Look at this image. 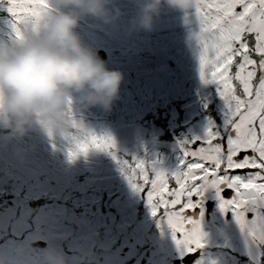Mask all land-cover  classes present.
Listing matches in <instances>:
<instances>
[{"label":"rangeland","instance_id":"1","mask_svg":"<svg viewBox=\"0 0 264 264\" xmlns=\"http://www.w3.org/2000/svg\"><path fill=\"white\" fill-rule=\"evenodd\" d=\"M1 7L6 9V5ZM113 7L120 10V15L111 23L84 16L77 29L86 46L97 54L105 50L107 66L124 74L119 98L111 109H83L77 104L74 118L84 128L72 129L69 136L56 134L49 138L36 129L17 138L0 129V170L4 174L0 177V195L9 192L13 195L10 200L18 201L22 190L29 187L28 197L50 200L46 205L50 220L39 211L35 223L50 225L51 231L40 228L19 248L31 247V242L37 240L59 248L64 239L76 238L70 234L69 228L74 230L71 222L85 226L97 208L101 214L100 208L111 202L112 206L129 202L126 205L134 212L143 199V193L137 194L131 188L108 152L93 149L69 161L67 152L75 139L87 133L110 135L118 156L159 160L163 168L172 170L182 156L179 142L190 139L193 122L198 121V125L206 120L203 110L210 105L224 108L216 86L205 84L201 78V46L194 37L200 24L194 9L185 14L162 4L153 29L143 31L131 24L139 0H114ZM11 24V16L0 19V39L12 35ZM238 59L229 70L231 76L235 75ZM232 83L236 87L239 82ZM168 134L174 136L166 139ZM10 183L18 188L6 191ZM149 187L145 185V191ZM27 221L26 215L21 217L19 228Z\"/></svg>","mask_w":264,"mask_h":264},{"label":"snow or ice","instance_id":"2","mask_svg":"<svg viewBox=\"0 0 264 264\" xmlns=\"http://www.w3.org/2000/svg\"><path fill=\"white\" fill-rule=\"evenodd\" d=\"M0 5H6L18 31L26 20L39 19L47 0H0ZM194 11L200 24L194 33L201 46L200 74L224 103L221 123L209 120L203 137L180 141L182 156L172 170L159 160L120 157L110 135L94 133L75 139L67 157L74 161L93 149L105 151L137 194L150 184L144 195L152 216L171 229L182 256L200 252L193 264H216L205 258L208 240L202 228L203 202L214 193L220 212L239 229L233 264H241L240 257L244 264H264V0H196ZM233 80L239 82L236 87ZM170 179L176 184L171 189Z\"/></svg>","mask_w":264,"mask_h":264},{"label":"clouds","instance_id":"3","mask_svg":"<svg viewBox=\"0 0 264 264\" xmlns=\"http://www.w3.org/2000/svg\"><path fill=\"white\" fill-rule=\"evenodd\" d=\"M114 0H47L38 20H26L18 31L0 39V129L22 138L39 129L49 138L69 136L84 128L74 107L110 110L124 80L77 31L81 18L92 16L111 23L120 15ZM188 13L196 0H139L135 30L151 31L161 5ZM86 253L67 256L54 245L44 250L43 264H81ZM0 264H8L0 255Z\"/></svg>","mask_w":264,"mask_h":264},{"label":"flooded vegetation","instance_id":"4","mask_svg":"<svg viewBox=\"0 0 264 264\" xmlns=\"http://www.w3.org/2000/svg\"><path fill=\"white\" fill-rule=\"evenodd\" d=\"M203 111L206 120L198 124L201 128L196 125L198 121L191 124L190 138L203 137L209 120L216 124L221 123L223 107L210 105ZM174 187L175 180L171 179L169 188ZM6 188L14 190L18 186L12 184ZM22 191V199L18 201L10 200L13 195H9V192L0 195V255L6 257L8 264H43L44 250L51 245L49 241L37 240L31 242V247L19 248V245L28 242L40 228L51 231L50 225L39 226L35 223L39 211L50 220V213L46 210L50 200L47 201L44 197L35 198L32 195L28 197L29 187ZM144 194H147V190ZM144 194L143 199L137 205L135 203L134 212H130V206L126 205L129 202L126 201L119 206H112L111 202L105 207L101 203V214L97 208L89 224L83 226L78 221L75 224L71 222L74 230L69 228L70 234L76 238L64 239L58 249L69 257L86 253L87 256L81 264H193L200 258V252L191 256L180 254L172 238L171 229L166 224H158L157 218L151 214ZM225 196H228V192ZM176 208L178 210L179 206ZM203 209L202 228L208 240L206 260H214L216 264H233L232 257L236 253L232 248L240 244L238 227L230 216L225 217L220 212L214 193L209 192L206 195ZM163 211L161 208V215ZM24 215L28 217V221L19 228V219ZM38 242H43L46 246L36 247ZM240 260L241 264H244L245 258L240 257Z\"/></svg>","mask_w":264,"mask_h":264},{"label":"trees","instance_id":"5","mask_svg":"<svg viewBox=\"0 0 264 264\" xmlns=\"http://www.w3.org/2000/svg\"><path fill=\"white\" fill-rule=\"evenodd\" d=\"M3 18H10V15L8 14L7 10L5 8H2L0 5V19H3ZM160 122H162L164 127H166L165 120L162 119V120H160ZM173 136H174L173 134H168L165 138L171 139ZM1 171L2 170H0V177L4 175V174H1ZM9 185H11V183ZM7 187H8V185H7ZM6 191H8V189Z\"/></svg>","mask_w":264,"mask_h":264},{"label":"water","instance_id":"6","mask_svg":"<svg viewBox=\"0 0 264 264\" xmlns=\"http://www.w3.org/2000/svg\"><path fill=\"white\" fill-rule=\"evenodd\" d=\"M237 10L239 11L240 9L237 8ZM98 56H99L101 59L106 60V58H107V52H106L105 50H100V51L98 52ZM35 246H36V247H45L46 244L43 243V242H38V243L35 244Z\"/></svg>","mask_w":264,"mask_h":264}]
</instances>
